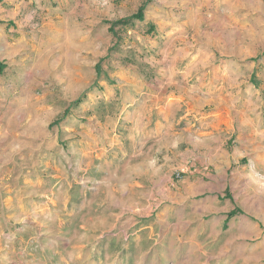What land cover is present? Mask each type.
<instances>
[{
    "label": "rangeland",
    "instance_id": "1",
    "mask_svg": "<svg viewBox=\"0 0 264 264\" xmlns=\"http://www.w3.org/2000/svg\"><path fill=\"white\" fill-rule=\"evenodd\" d=\"M0 264H264V0H0Z\"/></svg>",
    "mask_w": 264,
    "mask_h": 264
},
{
    "label": "crops",
    "instance_id": "2",
    "mask_svg": "<svg viewBox=\"0 0 264 264\" xmlns=\"http://www.w3.org/2000/svg\"><path fill=\"white\" fill-rule=\"evenodd\" d=\"M153 24H155V22H153ZM154 115H156V118L158 119L156 121V127L157 128H161V131L164 132V133L165 132H168V129H169L168 121L170 119V115L167 114V113H165V115H162V113H158V112H156V114H154ZM218 119L220 121V124H226V127H227L226 133L230 134V138H233V137L236 138V136L238 137L237 132H236L235 127H234V120L231 119L230 114L227 115V118H226L225 121H223L221 118H218ZM199 120H200V123H201V127L202 128L204 127V129H205V126H202L203 123L205 125H207V124L209 125L211 123L210 119L207 118V117L206 118L201 117ZM203 120H205V121H203ZM164 122H166L167 124L164 125L165 124ZM198 131H199V129L197 131H195V133L198 134L199 133ZM246 180L249 181L250 180V177L249 176H246ZM190 190H191V188H190Z\"/></svg>",
    "mask_w": 264,
    "mask_h": 264
},
{
    "label": "trees",
    "instance_id": "3",
    "mask_svg": "<svg viewBox=\"0 0 264 264\" xmlns=\"http://www.w3.org/2000/svg\"><path fill=\"white\" fill-rule=\"evenodd\" d=\"M133 20H137V21H140L142 22L144 20V17H143V10H140V12L136 15H134L133 17L127 19V20H124V21H119V22H116L113 26H118L122 23H126V22H131ZM112 32H113V28H111ZM96 68H99V65L96 67ZM81 101H78L77 103L75 104H80Z\"/></svg>",
    "mask_w": 264,
    "mask_h": 264
}]
</instances>
